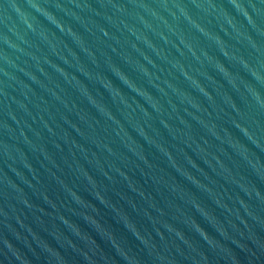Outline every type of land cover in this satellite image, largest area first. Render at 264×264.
<instances>
[{"label": "water", "instance_id": "1", "mask_svg": "<svg viewBox=\"0 0 264 264\" xmlns=\"http://www.w3.org/2000/svg\"><path fill=\"white\" fill-rule=\"evenodd\" d=\"M0 264H264V0H0Z\"/></svg>", "mask_w": 264, "mask_h": 264}]
</instances>
